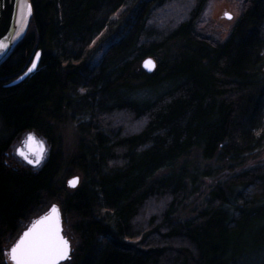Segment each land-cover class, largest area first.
I'll use <instances>...</instances> for the list:
<instances>
[{
  "label": "trees",
  "instance_id": "16d2710c",
  "mask_svg": "<svg viewBox=\"0 0 264 264\" xmlns=\"http://www.w3.org/2000/svg\"><path fill=\"white\" fill-rule=\"evenodd\" d=\"M209 1L30 0L28 30L0 64V264L45 199L69 219L70 264H264V0H242L218 42L198 29ZM176 4L182 14L166 15ZM38 51L37 70L11 85ZM121 117L142 125L125 133ZM67 119L79 135L68 162ZM30 131L52 149L38 170L11 155ZM65 167L77 188L60 184ZM202 178L217 185L188 212Z\"/></svg>",
  "mask_w": 264,
  "mask_h": 264
},
{
  "label": "rangeland",
  "instance_id": "374dc122",
  "mask_svg": "<svg viewBox=\"0 0 264 264\" xmlns=\"http://www.w3.org/2000/svg\"><path fill=\"white\" fill-rule=\"evenodd\" d=\"M184 3V1L182 2ZM242 0H210L208 3V6L201 17V19L198 22V29L201 32V34L211 37L215 41H223L226 39L228 34L231 31L232 26L234 25L235 21L238 19L241 9H242ZM177 5V4H176ZM180 5L178 4L176 7L171 9L173 11L172 15L171 12L166 13L168 16H173L174 14H182V9L183 7H179ZM170 9H167V11H171ZM165 13V12H164ZM161 13L160 18L161 19H166L165 14ZM229 13L232 15V19H227L225 17V14ZM164 15V16H163ZM174 17V16H173ZM170 17V18H173ZM174 22L173 19L167 21L168 22ZM169 24V23H168ZM104 39V34H102L99 38L95 40V42L92 44L91 49H94V57L97 59L100 55L101 52L106 48L107 44L105 43ZM127 117H121L120 119L116 120L117 125L122 126L123 130L125 133H129L132 131H136L140 128L142 125L141 122H136L132 123L130 122ZM58 126V132L59 135L62 139V147H63V152L65 156L66 162L69 161V159L76 153L77 151V144H78V131L76 128V125L71 122L70 120H65L62 123H59ZM26 134V133H25ZM23 134L19 139H17L12 148H11V155L20 161V163L32 170H38L47 160L51 153V146L47 142V155L46 158L44 159L42 165L40 164H30L27 162L26 159H24L20 154H19V149L23 146V142L25 139H27V135ZM38 138H42V136L36 134ZM44 139V138H43ZM46 140V139H45ZM47 141V140H46ZM29 159H32L35 161L34 157H29ZM191 160H195L198 162V156L196 153H194L191 157ZM261 160L264 161V155L261 157ZM215 163L209 162V163H202L201 168H208V167H213ZM69 168L65 167L64 171L61 173L59 177V182L60 184H65V186L68 189H71L68 186L69 180H71L73 177L78 176L80 179L81 177L77 173H73L71 175L67 174L66 171H68ZM218 179V178H217ZM217 179L214 178H202L200 182V193L197 192L187 203H186V211H192L196 209L200 204L202 205V201L205 199V195L208 192V188L210 187H216ZM221 181L223 179H220ZM53 205H57L60 207V203L56 200H50V199H45L39 207L34 208L28 215L27 217L22 220L19 224L18 231L11 236L7 237L6 240L4 241L3 244V249L6 255V264H12L9 260V250L10 248L15 244V242L18 240V238L22 235V233L32 224V222L40 217L42 214L46 213ZM157 208V207H156ZM155 206H152L150 208L151 214L154 212ZM63 219V226H64V235L72 242L73 241V236L71 234L69 225H68V217L67 216H62ZM73 243V242H72ZM72 248H74L72 244ZM64 264H70V262H66Z\"/></svg>",
  "mask_w": 264,
  "mask_h": 264
},
{
  "label": "water",
  "instance_id": "95a60500",
  "mask_svg": "<svg viewBox=\"0 0 264 264\" xmlns=\"http://www.w3.org/2000/svg\"><path fill=\"white\" fill-rule=\"evenodd\" d=\"M31 6V12L29 14L28 6ZM229 14V13H226ZM225 14V17H226ZM33 16V10L30 0H0V64L3 63L9 55L13 52L18 43L25 36L30 21ZM232 16V15H231ZM41 52L38 51L29 65L27 70L15 81L11 83V85H16L23 80H25L28 76L33 74L40 63ZM148 63L146 66V62ZM142 67L147 73H153L157 68V63L154 58L148 57L142 62ZM27 139L24 140L23 146L19 149V152L22 150L28 157H34L35 160L38 157V154L42 152V159H40V165H42L47 151V141L42 138H38L34 131L27 132ZM34 137L35 141H29V137ZM80 183V178L78 176L73 177L68 182V186L71 189H75L78 187ZM55 210V211H54ZM44 217H54L58 222L60 228V235L64 240L68 242L69 252L67 258L63 259L60 264H64L72 258L73 248L71 241L64 235V226L62 219V211L60 207L57 205H53L46 213L42 214L40 217L36 218L32 224L22 233V235L18 238L15 244L9 250V260H11V249L19 243V241L23 238L24 234L32 229L33 225L36 224L37 221L42 220Z\"/></svg>",
  "mask_w": 264,
  "mask_h": 264
},
{
  "label": "snow or ice",
  "instance_id": "6c2138e0",
  "mask_svg": "<svg viewBox=\"0 0 264 264\" xmlns=\"http://www.w3.org/2000/svg\"><path fill=\"white\" fill-rule=\"evenodd\" d=\"M28 11L30 14V5ZM226 18L230 20L232 16L226 14ZM148 63L151 62H146V66ZM28 140L35 141V138L30 136ZM19 154L30 164H39L42 159V152L38 154L35 161L29 159L22 150ZM68 252L69 245L60 235L58 222L54 217H44L37 221L11 249V260L12 264H60L63 259L67 258Z\"/></svg>",
  "mask_w": 264,
  "mask_h": 264
}]
</instances>
